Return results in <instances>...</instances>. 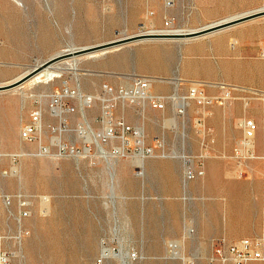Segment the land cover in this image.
Instances as JSON below:
<instances>
[{
    "label": "rangeland",
    "instance_id": "obj_1",
    "mask_svg": "<svg viewBox=\"0 0 264 264\" xmlns=\"http://www.w3.org/2000/svg\"><path fill=\"white\" fill-rule=\"evenodd\" d=\"M258 10H264V0H0V82L19 78L70 46L151 28L197 29ZM190 39L133 41L80 56L78 77L69 69L52 80L30 79L0 91V234L8 236L2 243L14 251L11 264H123L115 256L102 257L103 244L128 253L129 264H209L217 239L238 240L242 237L229 233L255 228V222L238 216L246 190L236 183L264 176L252 168L264 163V13ZM134 73L155 79L150 90L167 96L165 109L139 98L118 100L113 113L136 131L142 128L144 147H153L154 156H140L133 131L125 153L117 149L120 138L102 141L104 153L80 136L81 125L87 122L103 134L104 85L130 87ZM177 76L178 84L172 79ZM193 83L209 95L223 94L222 83L238 90L224 104L204 109L186 98ZM65 85L93 96V102L82 108L80 98L68 100L74 108L66 115L70 130L63 131L66 148L60 154V136L52 137L51 131L58 120L50 115L49 103L50 94ZM176 92L188 102L184 112L177 110ZM231 102L240 106L242 117L226 125L232 147L223 149L216 146V132L223 137L224 120L208 118L212 108ZM38 106L46 111L42 142L25 141L21 128ZM251 115L259 121L253 139L258 157L238 158L240 122ZM74 146L80 151L74 153ZM201 167L204 174L196 172ZM3 194L14 196L15 215ZM21 194L30 200L31 215L20 221V235ZM41 195L51 198L45 210ZM171 242L177 249H170Z\"/></svg>",
    "mask_w": 264,
    "mask_h": 264
},
{
    "label": "built area",
    "instance_id": "obj_2",
    "mask_svg": "<svg viewBox=\"0 0 264 264\" xmlns=\"http://www.w3.org/2000/svg\"><path fill=\"white\" fill-rule=\"evenodd\" d=\"M134 84L129 86H120L119 88H114L109 84L104 85L105 96L102 98L103 101V118L105 124H107L106 133L103 135V141H108L112 139V136L123 139L126 143L129 142L127 134L133 131L138 135L133 126L128 124L124 117H115L113 113V107L118 100H133L146 99L149 103L157 109H165L167 96L161 93H153L150 90L152 86V76L133 74ZM147 86L148 91L143 90V87ZM221 88L224 89L223 94L209 95L206 89L200 83H193L188 90V95L186 98L195 100L204 109L217 102L219 104H224L227 100L234 98L233 91L238 90L237 85H229L222 83ZM70 98H80L82 108L88 107L93 102V96L82 95L80 91L69 85L63 86L59 90H55L50 94V115L54 116L58 120V124L51 127V131L56 135L52 137L60 136L59 141H57V151L58 153H63L65 150V145L61 139L63 131L68 129L66 126L68 124L67 113L73 111L74 105L69 103ZM188 104V102H186ZM186 104L180 106L177 109L179 112H184ZM207 113V111H206ZM46 118V111L43 107H35L31 113L29 119L24 123L21 128L20 137L25 141H36L42 142L43 134L45 133L44 123ZM107 121V122H106ZM240 125L243 129V137L240 140L239 145L236 148V156L238 158H254L258 157L253 151V139L259 129V123L253 117H245L241 120ZM66 131V130H65ZM120 131V134H118ZM125 143V144H126ZM137 143V142H136ZM138 144V143H137ZM89 145V144H88ZM91 146V145H89ZM46 149V146H42ZM144 155L147 157L153 155V147H144ZM91 147L88 152H90ZM244 150H247V155L244 154ZM74 153L79 152L78 148L72 147ZM116 152V150H114ZM140 152V145H139ZM264 159V156H260ZM198 174H204V168H199L196 170ZM189 175L193 174V171L188 168ZM239 175H243V171L239 172ZM263 192H262V207H261V228L260 231L253 236H244L238 240L228 241L225 238L217 239L212 245V251L207 257L209 264H249L251 262H259L264 264V176H263ZM41 200L43 202V209L45 210L50 204V196L41 195ZM3 203L9 208L11 215H15L11 206L14 202V196L11 194H3ZM19 213L17 219L19 220V233L20 235L24 232V228L21 226L20 221L23 218L29 217L31 215L30 200L27 196L19 195ZM8 236L0 234V264H11L14 251L3 245L2 240L7 239ZM170 249H177L178 244L175 242L170 243ZM133 255H136L134 253Z\"/></svg>",
    "mask_w": 264,
    "mask_h": 264
},
{
    "label": "water",
    "instance_id": "obj_3",
    "mask_svg": "<svg viewBox=\"0 0 264 264\" xmlns=\"http://www.w3.org/2000/svg\"><path fill=\"white\" fill-rule=\"evenodd\" d=\"M264 13V10H260L257 12L248 13L242 16L233 17L231 19H227L224 21H220L211 25L204 26L202 28L196 29V30H188L184 31L180 34H167V33H137L132 35H127L122 38H115L106 42L87 45V46H79L75 48H67L63 50L62 52H59L44 61L37 63L35 66H33L31 69H29L28 72H25L22 76L19 78L8 82V83H0V91H5L8 89H12L14 87H17L19 85H22L26 81L30 80L33 76H35L37 73L42 71L43 69L53 65L56 62H59L61 60L67 59V58H74V57H80L85 55H90L92 53H96L98 51L104 50V49H111L117 46H121L123 44H127L133 41H139L143 39H168V38H175V39H190V38H197L209 33H213L219 30H223L225 28H228L230 26H233L235 24L244 22L246 20L255 18L261 14Z\"/></svg>",
    "mask_w": 264,
    "mask_h": 264
},
{
    "label": "bare ground",
    "instance_id": "obj_4",
    "mask_svg": "<svg viewBox=\"0 0 264 264\" xmlns=\"http://www.w3.org/2000/svg\"><path fill=\"white\" fill-rule=\"evenodd\" d=\"M259 11V10H258ZM231 18H233V17H228V18H224V19H222V20H218V21H215V22H213V23H210V24H208V25H211V24H214V23H217V22H220V21H224V20H227V19H231ZM206 26H207V24H206ZM197 29H199V28H197ZM189 30H196V29H189ZM184 31H188V29H186V30H184V29H166V28H161V29H148V30H144V31H140L139 33L140 34H142V33H157V32H161V33H167V34H180V33H182V32H184ZM220 31H222V30H219V31H216V32H220ZM216 32H213V33H216ZM136 34V33H135ZM128 34H126V35H124V36H127ZM124 36H122V37H124ZM122 37H119V38H122ZM172 39H175V38H172ZM145 40V39H144ZM153 40V39H152ZM191 40V39H190ZM108 41V40H107ZM133 43V42H132ZM85 46H87V45H85ZM123 46V45H122ZM69 47V46H68ZM75 47H79V46H70L69 48H75ZM120 48V47H119ZM63 50H65V49H63ZM62 50V51H63ZM108 49H104V50H101V51H98V52H96V53H92V54H90L89 55V57H91V56H97L98 54H100V53H104V52H106ZM62 51H60V52H62ZM59 53V52H58ZM79 58L80 57H74V58H67V59H64V60H61V61H59V62H56V63H54L53 65H51V66H49V67H47V68H45V69H43L42 71H40L39 73H37L35 76H33L31 79L32 80H35L36 82H45V81H48V80H52V79H55V78H58L59 76H61V73L64 71V70H72V72H74V73H76V76L78 75L77 73H78V69H79V67H78V62H79ZM93 58V57H92ZM81 69V68H80ZM29 70H27L26 72H28ZM23 73H25V72H23ZM21 75V74H20ZM22 76V75H21ZM78 77V76H77ZM159 77V76H158ZM156 78V77H155ZM164 79V78H163ZM172 79L175 81V83L176 84H178L179 82H178V80H179V78H178V76L177 77H172ZM155 80V79H154ZM160 81L162 80L161 79V77H160V79H159ZM169 80V79H168ZM11 81V80H10ZM9 81V82H10ZM163 81V80H162ZM165 81H166V79H165ZM1 83V82H0ZM7 83V82H6ZM33 83V82H32ZM143 90H145V91H148V87L147 86H145V87H143ZM264 91V90H263ZM5 92V91H4ZM8 92V91H7ZM0 93H2V92H0ZM174 94H177V92L176 93H174ZM173 97V99L174 100H176L177 101V105H180V106H182V105H184L185 103H186V101H185V97H183V96H178V94L176 95V96H172ZM83 113V112H82ZM87 121V120H86ZM82 124H84V123H82ZM66 131H68V130H70V128L69 129H65ZM106 130L107 129H105L104 130V132H103V134H99V133H97V131H94L93 130V128L92 127H90L89 125H88V123L86 122V124H84V125H81V129H80V131H81V134H80V136H83V137H85L86 138V140L87 141H89V142H93V143H95V144H97V145H99L98 147L100 148V150L102 151V144H103V135L106 133ZM140 132H138V139H137V143L138 144H140L141 146H140V152H139V154H140V156H142V157H144L145 155V153H144V139H143V130H142V128L139 130ZM112 138H117V137H114V136H112ZM59 139L60 138H58L57 139V141H59ZM101 142V143H100ZM126 142L125 141H122V144L121 145H119L118 146V150L121 152V153H125V149H126V144H125ZM90 145V144H89ZM41 151L42 152H49V150L46 148V149H44V148H42L41 149ZM85 151H87L88 152V147H86V149H85ZM103 152H104V149H103ZM105 153V152H104ZM174 155V154H173ZM177 157L179 156V155H177V154H175ZM183 155V154H182ZM151 156H154V153H153V155H151ZM182 157V156H181ZM114 163V162H113ZM112 165V164H111ZM112 167H113V165H112ZM114 170V169H113ZM113 170H111V172L112 173H114V171ZM114 175V174H113ZM189 231V230H188ZM128 254V253H127ZM127 254H125L122 250H119L118 252L117 251H114V250H112L109 246H107L106 244H103V248H102V252H101V256L102 257H105V258H107V257H111V256H115V257H117L118 259H120L121 261H122V263L123 264H129V259H127Z\"/></svg>",
    "mask_w": 264,
    "mask_h": 264
},
{
    "label": "crops",
    "instance_id": "obj_5",
    "mask_svg": "<svg viewBox=\"0 0 264 264\" xmlns=\"http://www.w3.org/2000/svg\"><path fill=\"white\" fill-rule=\"evenodd\" d=\"M212 114L208 118V120H211V118H217L221 117L224 120L225 126L223 131V137L219 133L216 132V146L223 149H229L232 147V144L227 141L226 137V125L230 123L231 125L241 119L242 112L240 109V106H238L235 102H231L229 104H226L225 106H216L212 108ZM256 119L253 115L249 116ZM257 120V119H256ZM257 122H259L257 120ZM216 131V128H215ZM253 171L256 174H263L264 175V163L263 165H254ZM240 171H243V174L245 173V169H241ZM239 171V172H240ZM239 175V174H238ZM263 178V177H262ZM241 190H246L245 194L242 191L241 194L246 195V202H243V198H241V202L239 205V212L238 216L240 219H244L246 221H251L252 224L255 222V228L252 230H243L241 232H230L229 235L232 237H244V236H253L257 234L260 231L261 228V207H262V192H263V180L259 178H256L253 181L248 180H241L236 183ZM217 211L221 212L223 215L224 209L222 207H219ZM254 214L256 217H254ZM232 221V220H231ZM249 264H260L259 262H251Z\"/></svg>",
    "mask_w": 264,
    "mask_h": 264
}]
</instances>
